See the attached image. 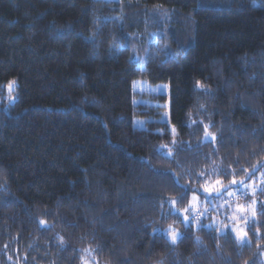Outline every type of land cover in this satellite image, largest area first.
Here are the masks:
<instances>
[{
	"label": "trees",
	"instance_id": "trees-1",
	"mask_svg": "<svg viewBox=\"0 0 264 264\" xmlns=\"http://www.w3.org/2000/svg\"><path fill=\"white\" fill-rule=\"evenodd\" d=\"M263 173L264 0H0V264H264Z\"/></svg>",
	"mask_w": 264,
	"mask_h": 264
},
{
	"label": "rangeland",
	"instance_id": "rangeland-1",
	"mask_svg": "<svg viewBox=\"0 0 264 264\" xmlns=\"http://www.w3.org/2000/svg\"><path fill=\"white\" fill-rule=\"evenodd\" d=\"M134 88L139 92H145L146 95H157L166 91L164 87L151 88L139 82L134 83ZM138 102L152 108L160 106L157 101L139 100ZM164 120H166V112L160 113V121ZM137 123L140 124V122ZM254 178H256L254 182L238 184L224 192H218V195L210 194L207 189L204 190L205 195L201 198L193 194L186 212L196 219L209 216L207 222L203 223L204 225L215 227L219 233L228 232L237 243H244L246 236L243 237V242L239 237L240 234L245 233L246 223L253 217L256 204L259 201L253 197V194L257 188L264 186V173ZM238 196L246 198L238 200ZM188 218L192 221L189 216ZM169 229L170 227L167 228V230ZM166 235L172 241L171 233L166 232Z\"/></svg>",
	"mask_w": 264,
	"mask_h": 264
},
{
	"label": "snow or ice",
	"instance_id": "snow-or-ice-1",
	"mask_svg": "<svg viewBox=\"0 0 264 264\" xmlns=\"http://www.w3.org/2000/svg\"><path fill=\"white\" fill-rule=\"evenodd\" d=\"M9 88L11 90V85L9 86ZM185 219H187V217ZM168 231H169V233H171V239H172V241L174 243L176 241V239L178 238L179 234L176 233L175 230H173V229H169ZM246 235H247L246 233L240 234L239 238L241 239L242 242H243V237L246 236Z\"/></svg>",
	"mask_w": 264,
	"mask_h": 264
}]
</instances>
